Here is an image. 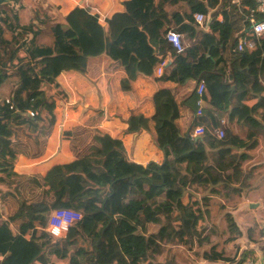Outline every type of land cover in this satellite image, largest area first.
<instances>
[{"label":"trees","instance_id":"16d2710c","mask_svg":"<svg viewBox=\"0 0 264 264\" xmlns=\"http://www.w3.org/2000/svg\"><path fill=\"white\" fill-rule=\"evenodd\" d=\"M122 4L123 11L106 21L102 52L111 61L106 73L155 54L161 59L170 55L161 81H204L202 99L217 111L234 104V77L248 88L258 86L259 78L264 77V38L253 49L237 51L239 42L253 38L244 27L243 16L245 7L254 6L253 0H242L239 6L231 0H124ZM181 4L188 11L173 10ZM16 5L15 0L0 4V87L9 81L10 88L6 100L0 97V182L13 187L12 202L19 197L23 200L17 213L7 222L0 221V264H34L43 260L45 251L65 260L75 240L81 244L68 264H167L173 256L156 262L165 242L189 251L201 249L197 254L202 252V260L208 263L235 264L234 258L217 250L221 233L205 221L208 199L200 201L187 191L196 184L216 194L221 186L243 184L239 170L244 155L232 151L234 139L226 133L223 140H217L216 128H205L203 117L193 127H204L201 139L192 138L193 129L182 133L177 102L171 95L160 96L165 115L157 112L150 119L131 115L127 120V133H136L152 122L155 143L164 154L161 165L129 163L121 141L78 127L65 132L72 161L43 179L15 174L17 156L11 143L15 141L33 158L42 157L55 123V98L66 99L53 61L82 58L84 52L76 30L64 28L46 15L25 25L18 23ZM195 13L205 16L204 29L193 22ZM257 19L263 21L264 14ZM170 24L178 26L171 30L187 35L182 53H176L164 38ZM5 33L8 39L3 37ZM41 36L51 38V43H39ZM94 66L84 58L80 71L96 78L100 71ZM188 98L196 103L195 89ZM242 117L250 123L249 116ZM237 143L239 148L241 143ZM209 146L212 150L205 151ZM204 162L208 163L202 166ZM60 208L78 211L82 219L69 228L63 240L56 241L46 238L40 228ZM227 220L228 243L239 231L229 216ZM11 222L17 233L10 229Z\"/></svg>","mask_w":264,"mask_h":264},{"label":"crops","instance_id":"0c3cea01","mask_svg":"<svg viewBox=\"0 0 264 264\" xmlns=\"http://www.w3.org/2000/svg\"><path fill=\"white\" fill-rule=\"evenodd\" d=\"M8 1L2 0L1 3ZM15 1L16 7L19 8L18 23L25 25L30 21H35L37 17L46 15L64 28L76 30L84 51L82 58L62 59L61 63L57 60L53 61L52 66L56 67L59 72L57 81L66 99L63 101L60 97L55 98L56 109L53 114L55 123L42 157L33 158L28 155L27 151L17 147L15 141L11 143L10 148L17 156L14 165L15 174L29 179H43L48 171L52 170L48 162L57 159L59 148L63 146L66 152L63 164L72 161L74 158L69 150V140L65 132L78 127L90 132L98 131L107 138L121 141L129 163L142 167H146L149 163L161 165L164 161V154L155 143L152 122L149 120L147 128L136 133H127V120L131 115H141L146 119H150L157 112L159 116L165 115L167 111L160 107V96L171 95L177 102L180 116L177 123L182 133L193 129L197 119L203 117L205 128L215 127V131L219 128L223 129L228 137L234 139L231 146L232 151L244 155L239 170L243 184H229L225 188L221 186V190L216 194L210 193L211 190L208 188L205 189L195 184L191 186L193 187L190 188L191 192L189 190L187 192L200 201L201 198L206 197L208 199L206 210L216 211V214L213 212L216 216L219 213L218 218L211 217V221L205 219L208 225L217 226L220 223L227 226L229 216L239 231V236L233 242L228 243L226 240L231 237L230 229L226 227L228 230L226 233L220 231L218 251L222 250L225 257L234 258L235 264L245 259H251L255 264H264V77L259 78L258 86L255 88L244 86L238 77H234L232 87L234 104H225L221 111H217L203 100L200 107L201 112L197 114L198 107L194 103L195 99L188 98L197 83L192 80H187L183 84L161 81V76L167 71L165 67L161 76L156 73L163 59L169 62L170 55L161 59L158 54H155L151 58L132 61L125 69H116L106 73L111 65V61L102 52L107 31L106 21L114 14L123 11L124 0ZM175 9L183 13L188 11L183 4L173 8ZM171 10L172 8L167 9L168 13ZM218 20L221 21V18L219 17ZM169 27V29L178 28L173 24ZM180 34L183 41H186L187 35L184 32ZM3 37L8 39L9 34L5 33ZM39 43L48 45L51 43V38L41 36ZM84 58L99 69V76L92 79L81 73ZM89 70L92 71V68L90 67ZM9 90V81H6L0 87V97L8 96ZM249 95H254V98H248ZM254 106L256 108L251 111ZM233 113L236 115L234 116ZM242 115L249 116L250 123L247 120L242 121L244 118ZM237 140L241 143L239 148L236 147ZM205 148V151L212 150L211 146ZM207 163L204 162L201 165L204 166ZM63 164H58L57 167ZM40 190L42 191L43 188ZM14 195L13 187L0 182V221L2 222H7L19 209L23 198H15L12 202ZM159 206L161 207V203ZM166 221L167 219H164L165 223ZM45 226L46 224L40 229L47 238ZM9 227L17 233L13 222L9 224ZM49 238L56 241L63 240L48 236ZM80 244L81 241L73 242V245L68 248L69 254L65 260H59L45 251L43 260L34 264H68V258L72 257L73 251ZM163 248L164 251L156 256V262H166L169 256H173L167 264H231L205 262L201 258L202 252L197 254L201 249L189 251L183 246H169L166 242Z\"/></svg>","mask_w":264,"mask_h":264},{"label":"built area","instance_id":"2783aa9c","mask_svg":"<svg viewBox=\"0 0 264 264\" xmlns=\"http://www.w3.org/2000/svg\"><path fill=\"white\" fill-rule=\"evenodd\" d=\"M242 0H231L233 5L239 6ZM254 6L245 7V12L243 13L245 28L250 29L253 38L245 42H239L237 46L238 52H244L247 49H253L256 44H259L260 40L264 38V20H258L257 16L264 14V0H253ZM205 16L202 13H195L193 15V22L199 28H205ZM165 40L168 44L175 50L176 53H182L185 49V44L183 37L180 33L173 30H168L164 35ZM167 60L163 59L157 68V75L161 76ZM205 90L204 81L197 83L195 88V94L197 95L196 105L198 107L197 114H200V107L202 106L203 99L202 94ZM6 100V99H5ZM204 134V127L197 126L192 131V138L201 137ZM217 140H223L225 138V132L223 129L219 128L214 132ZM82 214L78 211L72 209H55L53 210L47 220L45 230L49 237L56 239H64L66 234L73 225L81 221ZM239 264H255L251 259H245Z\"/></svg>","mask_w":264,"mask_h":264},{"label":"rangeland","instance_id":"374dc122","mask_svg":"<svg viewBox=\"0 0 264 264\" xmlns=\"http://www.w3.org/2000/svg\"><path fill=\"white\" fill-rule=\"evenodd\" d=\"M169 30H171V29H169ZM184 44H185V47H186V45L188 44V39L186 40V41H184ZM46 91H48V90H46ZM2 99L4 100L5 98L4 97H2ZM66 152L64 151V146L63 147H60L59 148V153H58V156H57V159L55 160V161H50V162H48V163H50V167H51V169H52V172L54 171V169H56V168H60V167H57V165L58 164H63L64 163V161H65V154ZM49 167V166H48ZM42 168V167H41ZM43 169V168H42ZM50 172V170L48 171V173ZM191 188H193V187H191ZM213 212L216 214V211H210V210H208L206 213H205V219H206V221H211L210 219H211V217H213V219L214 218H218L219 217V213H218V216H216L215 214H213ZM218 222H219V220H217ZM208 223V222H207ZM211 223V222H210ZM218 228H219V230L221 231V233L223 232V233H226L228 230H226V227H228V226H226V225H224V224H220V223H218ZM195 253V252H194ZM181 260V259H180ZM182 261V260H181Z\"/></svg>","mask_w":264,"mask_h":264},{"label":"water","instance_id":"95a60500","mask_svg":"<svg viewBox=\"0 0 264 264\" xmlns=\"http://www.w3.org/2000/svg\"><path fill=\"white\" fill-rule=\"evenodd\" d=\"M1 2L2 0H0V4H2ZM199 139H201V137H197L195 140H199Z\"/></svg>","mask_w":264,"mask_h":264},{"label":"clouds","instance_id":"9594fccd","mask_svg":"<svg viewBox=\"0 0 264 264\" xmlns=\"http://www.w3.org/2000/svg\"><path fill=\"white\" fill-rule=\"evenodd\" d=\"M196 97H197V95H196ZM197 100V99H196ZM197 127V126H196ZM193 131V130H192ZM192 135V134H191ZM197 138V137H196ZM196 138H194V139H196Z\"/></svg>","mask_w":264,"mask_h":264}]
</instances>
